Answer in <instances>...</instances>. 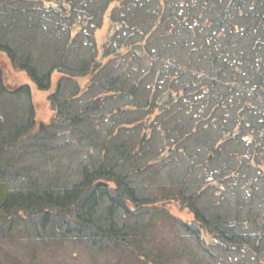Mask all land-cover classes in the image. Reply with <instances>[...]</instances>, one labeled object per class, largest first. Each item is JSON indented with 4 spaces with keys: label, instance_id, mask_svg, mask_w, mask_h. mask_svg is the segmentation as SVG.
I'll return each mask as SVG.
<instances>
[{
    "label": "trees",
    "instance_id": "16d2710c",
    "mask_svg": "<svg viewBox=\"0 0 264 264\" xmlns=\"http://www.w3.org/2000/svg\"><path fill=\"white\" fill-rule=\"evenodd\" d=\"M0 54V254L264 264V0H0Z\"/></svg>",
    "mask_w": 264,
    "mask_h": 264
},
{
    "label": "rangeland",
    "instance_id": "374dc122",
    "mask_svg": "<svg viewBox=\"0 0 264 264\" xmlns=\"http://www.w3.org/2000/svg\"><path fill=\"white\" fill-rule=\"evenodd\" d=\"M114 6L115 5L111 6L106 13L103 12L93 19V24L96 25L94 29V36L100 52L102 51L103 45L105 44L104 42L108 39L110 32L112 30H117L119 27V21L117 19H115L113 22H111L112 20L110 19V12H113L114 8L112 7ZM116 34L120 33L117 32L114 34L113 40H115V43L120 41V38H117ZM0 66L3 68V70L10 68L7 80L12 79L13 81L22 85L26 82L31 83L29 77L24 71L20 70L18 66H13L12 63L1 54ZM56 78H58V76ZM31 95L34 117L36 118L37 122L47 123L52 120L53 110L47 99L48 92H43L33 86ZM18 102H20V100H18ZM69 139H71L69 136L62 137L60 140L56 141V144L63 145L62 143H66L69 141ZM80 155L83 158L85 153L82 152ZM53 159L57 160V155ZM63 163L67 168L71 165V159L69 160V158L66 157L63 160ZM175 212L178 216H182L184 218H189L191 216L187 209L181 211L175 210ZM173 245L174 243L172 242L170 247H173ZM27 247L28 245L26 240L17 243L9 242L3 247L4 250H1L0 255H8L11 252L19 253V260L24 261L23 264H117L116 261H109L103 258H99V261H95L93 259V255H91L89 250H87L83 245H74L66 239L56 242H49L46 245V250H43L45 252L44 256L39 261H32L31 259L25 257V250Z\"/></svg>",
    "mask_w": 264,
    "mask_h": 264
}]
</instances>
